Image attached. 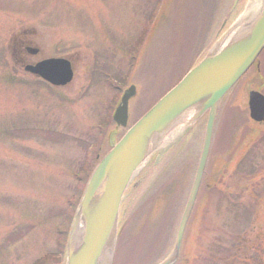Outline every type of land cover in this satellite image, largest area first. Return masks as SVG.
Here are the masks:
<instances>
[{
    "label": "rangeland",
    "instance_id": "1",
    "mask_svg": "<svg viewBox=\"0 0 264 264\" xmlns=\"http://www.w3.org/2000/svg\"><path fill=\"white\" fill-rule=\"evenodd\" d=\"M232 1L166 0L149 35L140 32L157 21L149 20L155 0H0V65L6 64L0 66V264H59L60 243L95 155L124 131L111 120L122 90L136 88L128 101L130 126L201 60L215 35L242 18L251 0H239L218 31ZM20 29L38 47L36 58L69 57L68 85L52 88L12 65L6 44ZM254 89L264 94V51L258 70L247 71L217 111L175 264H264V121L250 120L246 104ZM186 130L181 125L150 159L143 175L159 171L150 164L164 161L169 147V155L184 149L176 162L165 160L153 186L159 185L134 210L140 191L126 189L112 264H157L171 251L203 120Z\"/></svg>",
    "mask_w": 264,
    "mask_h": 264
},
{
    "label": "water",
    "instance_id": "2",
    "mask_svg": "<svg viewBox=\"0 0 264 264\" xmlns=\"http://www.w3.org/2000/svg\"><path fill=\"white\" fill-rule=\"evenodd\" d=\"M236 2L233 0V7ZM227 29L201 60L97 161L74 212L64 264H111L124 191L171 132L180 129L181 125L189 127L206 113L200 156L180 216L174 246L158 264H171L176 260L201 180L219 104L264 46V0H261L253 17L221 46L220 40ZM24 69L54 86H65L72 77L69 61L61 57L44 59ZM133 94V85L123 91L112 116L117 126H126L127 102ZM247 106L252 121L260 123L264 120V96L261 93L249 91Z\"/></svg>",
    "mask_w": 264,
    "mask_h": 264
},
{
    "label": "bare ground",
    "instance_id": "3",
    "mask_svg": "<svg viewBox=\"0 0 264 264\" xmlns=\"http://www.w3.org/2000/svg\"><path fill=\"white\" fill-rule=\"evenodd\" d=\"M166 0H162L161 1V4L159 5V7H158V9H157V11H156V13H155V15H154V17H153V19H152V22H155L157 19H158V17H159V14H160V12H161V9H162V7H163V5H164V2H165ZM167 2H168V0H167ZM260 3H261V0H251L250 1V3L248 4V6H247V8H248V10L244 13V15L242 16V18H240L235 24H233L229 29H227V31L223 34V36H222V38H221V40H220V44H222L221 46H223L224 44H226V42L232 37V35L233 34H235L236 33V31L243 25V24H245V23H247L248 21H249V19H251L252 17H253V15H254V12H257V10H258V7H259V5H260ZM189 12H190V5L188 4V3H186V5H185V8H184V11H183V14H182V18H183V21H184V31H186V26H187V19H188V14H189ZM156 19V20H155ZM158 20L152 25V27H151V23L149 24V27H148V29H147V32H149L150 30H151V32H149V35H152L153 34V31H154V29L156 28V26H157V24H158ZM212 21L210 20V23H211ZM148 34V33H147ZM184 35V33L183 34H181V37ZM220 35H218V36H216L215 37V41H216V39L219 37ZM163 40H165L164 38H163ZM185 46H186V43H185ZM262 51H264V46L261 48V50L259 51V53H258V55L256 56V59H254V62L257 60V58L260 60V55H261V52ZM136 67H137V63H136V65H135ZM135 67V68H136ZM253 69V67H251L249 70H252ZM248 70V71H249ZM134 72H135V69H134ZM133 74V73H132ZM72 78H73V75H72V77H71V79H70V81H69V83L72 81ZM68 83V84H69ZM67 84V85H68ZM136 91V90H135ZM247 96H248V93H247ZM130 99V98H129ZM129 99H128V101H129ZM247 100V99H246ZM126 125H127V122H126ZM179 128H177V129H175V131H173V132H171V134L167 137V139L166 140H169L171 137H173L177 132V130H178ZM191 147H193V146H191ZM154 167H157L158 165H159V162H156V163H153L152 164ZM182 173V172H181ZM182 175V174H181ZM180 174H178V177H180L181 176ZM149 177L150 176H147V179H146V181L149 179ZM176 177L174 176V179H175ZM146 183V182H145ZM145 183H143V184H140L139 186H140V189L145 185ZM130 187V186H129ZM162 191H163V189H162ZM165 193H166V195L169 193L167 190H165L164 191ZM148 201H149V199H148ZM122 203L123 202H121V204H120V207H119V212H120V210H121V206H122ZM174 246V245H173Z\"/></svg>",
    "mask_w": 264,
    "mask_h": 264
},
{
    "label": "flooded vegetation",
    "instance_id": "4",
    "mask_svg": "<svg viewBox=\"0 0 264 264\" xmlns=\"http://www.w3.org/2000/svg\"><path fill=\"white\" fill-rule=\"evenodd\" d=\"M1 10H3L2 7H0V11ZM28 33L29 32L24 29L17 30V32L11 34L6 44L8 59L9 61H12V65L16 66V68L19 67L23 69L25 65L35 63L36 61L45 58H36L39 49L38 47L34 46V44H32ZM5 65L0 66L3 67ZM259 65L260 60L257 58L252 67L258 70Z\"/></svg>",
    "mask_w": 264,
    "mask_h": 264
},
{
    "label": "trees",
    "instance_id": "5",
    "mask_svg": "<svg viewBox=\"0 0 264 264\" xmlns=\"http://www.w3.org/2000/svg\"><path fill=\"white\" fill-rule=\"evenodd\" d=\"M82 184H83V183H82ZM79 197H80V194H78V199H79ZM254 197H256V195H254ZM76 198H77V197H76ZM78 199H77V201H78ZM75 206H76V205L73 206V208H72V212H74V210H75ZM66 237H67V232L64 233V236H63V238H62V243L60 244V249H59V251H58L59 264H62V263H63V250H64V242H65ZM39 261H40V260H39ZM39 261H38V262H39ZM38 262H36L35 264H37Z\"/></svg>",
    "mask_w": 264,
    "mask_h": 264
}]
</instances>
